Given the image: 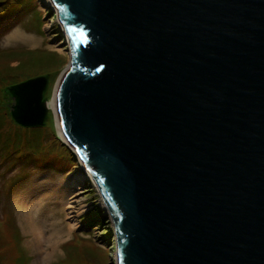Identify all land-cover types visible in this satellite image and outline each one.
I'll return each mask as SVG.
<instances>
[{
  "label": "water",
  "instance_id": "water-1",
  "mask_svg": "<svg viewBox=\"0 0 264 264\" xmlns=\"http://www.w3.org/2000/svg\"><path fill=\"white\" fill-rule=\"evenodd\" d=\"M52 1L57 112L116 264H264V0ZM48 83L10 89L16 123L45 125Z\"/></svg>",
  "mask_w": 264,
  "mask_h": 264
},
{
  "label": "rangeland",
  "instance_id": "rangeland-1",
  "mask_svg": "<svg viewBox=\"0 0 264 264\" xmlns=\"http://www.w3.org/2000/svg\"><path fill=\"white\" fill-rule=\"evenodd\" d=\"M2 10L7 13L0 16V52L12 48L31 51L32 56L26 55L31 56L33 63L22 57L21 60L30 65L17 71V78L20 82L48 73L44 97L49 102L48 90L54 91L56 81L70 66L72 56L70 41H66L68 35L59 22L56 8L47 0H13ZM18 63L13 61L11 65ZM7 116L0 122V142L9 135L14 140L20 130ZM29 128L36 131L25 132V140L29 137L32 144V153L28 148V154L25 152L18 159L14 146H0V150L3 149L0 151V224L2 217L7 219V225L0 229V264H22L20 254L25 255L28 264H42L38 258L43 251L35 244L34 236L39 234L49 239L57 229L65 232V237L54 253L45 250L47 258L43 264H116L117 236L113 218L89 171L82 166L72 147L59 138L52 111L49 109L45 125ZM38 131L43 133L42 144L35 145V151L32 135L39 134ZM63 144L74 153L68 159L63 155L66 153ZM72 180L78 188L67 185ZM57 189L74 191V194L66 192L63 199L57 196ZM34 202L39 206L30 211ZM71 204L73 207H69ZM70 214L72 216L68 217ZM31 216L37 218L33 223L29 222ZM15 229L21 234L17 245L10 239Z\"/></svg>",
  "mask_w": 264,
  "mask_h": 264
},
{
  "label": "trees",
  "instance_id": "trees-1",
  "mask_svg": "<svg viewBox=\"0 0 264 264\" xmlns=\"http://www.w3.org/2000/svg\"><path fill=\"white\" fill-rule=\"evenodd\" d=\"M12 1L13 0H0V16L3 15V13L4 14L7 13L2 9L5 7L6 4L8 5ZM26 54L31 55V51H27V50L22 49V48H18V49L12 48L9 50H5L4 52H0V58L2 59V60H0V122H3L4 118L8 115L12 119L15 126L17 125L18 128L20 129L19 132L15 133L16 136H15L14 140H12V136L9 135V137L6 138V140L0 142V146L2 144H5V145L8 144L7 146H9V145L14 146L17 149V152L15 153V155L18 159L23 157L22 154H25V152H26V154H28V152L32 153V150H33L29 137H27L25 140V136H27L25 134V132H27L28 130H30L33 133L36 132L33 128L25 127V126H22V125L16 123V121L13 118L11 111H10V105L13 101L10 89L13 86H15L16 84L21 82V81L19 82V80L17 78V75H18L17 71L22 70L27 64L30 65L33 63L32 58H31L32 55L27 56ZM22 57H27L32 62H29L30 64L24 63L21 60ZM13 61H19V63L16 66H13V65H11V63ZM59 63H61V61ZM43 74H46V75H48V77H50V75L48 73H43ZM27 77H29V76H26V78ZM2 112H4L6 116H4V114H2ZM1 128L2 127L0 125V129ZM21 130H22V132H21ZM38 133L39 134H35V135L33 134L32 135L33 137L35 136V138H33L34 139V146L36 145L37 147L42 144V135H43V133L40 131H38ZM28 136H30V134H28ZM37 147H36V149H34L35 151L37 150ZM28 148L30 151H28ZM63 148L66 152L65 154H63L65 159H68L71 157V155H74V153L66 145H64ZM1 150H3V149H1ZM25 158H26V156H25ZM2 220H1L0 225H2V228H4L7 225V219L5 217H2ZM19 235L21 236V234L19 233V230L15 229V231L12 232L10 235L11 242L12 243L15 242V244L17 245V242L19 241V237H18ZM8 245H11V243L8 242ZM20 261H22V264H28V260L25 258V255H23V254H20Z\"/></svg>",
  "mask_w": 264,
  "mask_h": 264
},
{
  "label": "bare ground",
  "instance_id": "bare-ground-1",
  "mask_svg": "<svg viewBox=\"0 0 264 264\" xmlns=\"http://www.w3.org/2000/svg\"><path fill=\"white\" fill-rule=\"evenodd\" d=\"M47 2L51 5V7L54 6L56 8V6H55V4L53 3L52 0H47ZM59 22H60V19H59ZM66 41H69V39H68L67 36H66ZM31 42H33V39H31ZM60 79H61V76L56 81V83H55V89H54L53 92H52V89H49L48 90V93L51 94L48 104H49V107H50V111H52V114L54 115V118H55V125H56V130H57V134L59 135V138L62 141H64L65 143H68L72 147L73 145L69 141V139L67 138V136L65 134V131H64L62 122H61L60 117H59L58 112H57V105H56V101H57V87L59 85ZM80 161H81V159H80ZM89 175H90V173H89ZM67 185L69 187H73L74 186V188H78V187L75 186V185H78V184H75L73 180L70 181ZM55 191H56L57 196L58 197H61L63 199L66 197V192H68V191H65V190H62V189H57ZM73 192H68V194L69 195H72V194H74ZM69 198H71V196ZM68 202L69 203H72L71 200H69ZM38 206H39V203L34 202L30 206V211L34 210ZM69 207H73V204H71V206H69ZM70 216H72V215L70 214L68 217H70ZM35 219H37L35 216H31V217H29V222H32L33 223L35 221ZM32 227H34V226H32ZM32 234H33V232H32ZM64 237H65V232L60 231V229H57L55 233L51 234L49 236V239L42 238L41 236H39V234H35V236H34V240L36 242L35 244H37L38 248H42L41 250L43 251V253L39 255L38 261L43 264V261L47 258V255L44 254L45 253V250H48L49 249L51 254L54 253L57 244Z\"/></svg>",
  "mask_w": 264,
  "mask_h": 264
},
{
  "label": "snow or ice",
  "instance_id": "snow-or-ice-1",
  "mask_svg": "<svg viewBox=\"0 0 264 264\" xmlns=\"http://www.w3.org/2000/svg\"><path fill=\"white\" fill-rule=\"evenodd\" d=\"M69 31H76V29L70 27ZM81 34L83 35V33H81Z\"/></svg>",
  "mask_w": 264,
  "mask_h": 264
},
{
  "label": "clouds",
  "instance_id": "clouds-1",
  "mask_svg": "<svg viewBox=\"0 0 264 264\" xmlns=\"http://www.w3.org/2000/svg\"><path fill=\"white\" fill-rule=\"evenodd\" d=\"M63 27V26H62ZM66 32V31H65Z\"/></svg>",
  "mask_w": 264,
  "mask_h": 264
}]
</instances>
